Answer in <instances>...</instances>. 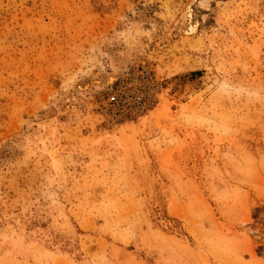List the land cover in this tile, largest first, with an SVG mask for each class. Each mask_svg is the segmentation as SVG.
<instances>
[{
	"label": "rangeland",
	"instance_id": "obj_1",
	"mask_svg": "<svg viewBox=\"0 0 264 264\" xmlns=\"http://www.w3.org/2000/svg\"><path fill=\"white\" fill-rule=\"evenodd\" d=\"M0 264H264V0H0Z\"/></svg>",
	"mask_w": 264,
	"mask_h": 264
},
{
	"label": "bare ground",
	"instance_id": "obj_2",
	"mask_svg": "<svg viewBox=\"0 0 264 264\" xmlns=\"http://www.w3.org/2000/svg\"><path fill=\"white\" fill-rule=\"evenodd\" d=\"M126 16H127V15H126ZM188 16H189V18H190V15H188ZM125 20H126V19H125ZM158 22H159V21H158ZM192 22H193V21H192ZM154 23H155V22H154ZM160 26H161V25H160ZM190 27H191V29H192L193 26H190ZM195 27H196V26H195ZM154 28H155V27H154ZM189 30H190V29H189ZM191 31H192V30H191ZM191 31H190V32H191ZM125 54H126V53H125ZM125 54H124V55H125ZM122 55H123V54H122ZM124 55H123L122 57H124ZM126 55H127V54H126ZM126 55H125V56H126ZM118 56H119V55H118ZM124 58H125V57H124ZM126 58H127V57H126ZM122 59H123V58H122ZM124 60H125V59H124ZM127 60H128V59H127ZM127 60H126V61H127ZM126 61H125V62H126ZM129 61H130V60H129ZM125 62L123 61V63H125ZM127 62H128V61H127ZM125 64H126V63H125ZM70 100H71V99H70ZM70 100H65L64 103H65L66 106H65V105H64V106H65V108H66V111H65V112H67L69 115H72V114L77 110V107L75 106V104L73 103V101H70ZM65 108H64V109H65Z\"/></svg>",
	"mask_w": 264,
	"mask_h": 264
},
{
	"label": "built area",
	"instance_id": "obj_3",
	"mask_svg": "<svg viewBox=\"0 0 264 264\" xmlns=\"http://www.w3.org/2000/svg\"><path fill=\"white\" fill-rule=\"evenodd\" d=\"M109 102L111 103H117L118 101V98H117V95L116 94H111L108 98Z\"/></svg>",
	"mask_w": 264,
	"mask_h": 264
}]
</instances>
